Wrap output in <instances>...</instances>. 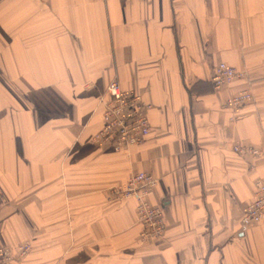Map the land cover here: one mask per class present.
Instances as JSON below:
<instances>
[{
    "label": "crops",
    "instance_id": "0c3cea01",
    "mask_svg": "<svg viewBox=\"0 0 264 264\" xmlns=\"http://www.w3.org/2000/svg\"><path fill=\"white\" fill-rule=\"evenodd\" d=\"M219 61L242 76L215 89ZM112 79L152 104L119 151L93 142ZM141 170L165 222L144 243L112 189ZM263 177L264 0H0V246H31L5 264H264V221L239 224Z\"/></svg>",
    "mask_w": 264,
    "mask_h": 264
},
{
    "label": "built area",
    "instance_id": "2783aa9c",
    "mask_svg": "<svg viewBox=\"0 0 264 264\" xmlns=\"http://www.w3.org/2000/svg\"><path fill=\"white\" fill-rule=\"evenodd\" d=\"M242 76L234 66L219 61L212 71V82L215 89L221 85L229 84ZM117 80H111L105 88L103 101V113L101 115L102 126L93 136L95 145L108 144L116 151L126 149L128 146L139 145L149 134L150 123L147 118L152 104L144 101L141 93L121 89ZM250 89H243L226 98L223 106L232 110L252 100ZM234 153L240 157H260L262 150L252 145L236 143L233 146ZM157 177L143 170L130 174L124 183L114 185L113 191L121 199H133L136 202L135 214L141 227L140 239H154L164 234V218L162 207L152 205L148 196L155 189ZM252 199L241 210L239 220L241 232H245L253 224L264 221V177L256 179ZM31 250L26 242H20L15 247L0 246V264L7 261L21 260Z\"/></svg>",
    "mask_w": 264,
    "mask_h": 264
},
{
    "label": "rangeland",
    "instance_id": "374dc122",
    "mask_svg": "<svg viewBox=\"0 0 264 264\" xmlns=\"http://www.w3.org/2000/svg\"><path fill=\"white\" fill-rule=\"evenodd\" d=\"M138 239H139V241H140L141 243H144L145 241L148 242V241L150 240V239H148V238H147V239L144 238L143 240H141V239H140V234H139Z\"/></svg>",
    "mask_w": 264,
    "mask_h": 264
},
{
    "label": "bare ground",
    "instance_id": "6f19581e",
    "mask_svg": "<svg viewBox=\"0 0 264 264\" xmlns=\"http://www.w3.org/2000/svg\"><path fill=\"white\" fill-rule=\"evenodd\" d=\"M107 88V87H106Z\"/></svg>",
    "mask_w": 264,
    "mask_h": 264
}]
</instances>
